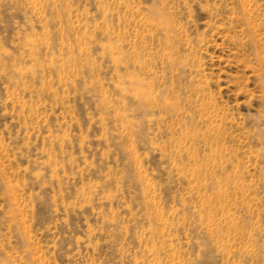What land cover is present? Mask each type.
Returning a JSON list of instances; mask_svg holds the SVG:
<instances>
[{
    "label": "rangeland",
    "instance_id": "374dc122",
    "mask_svg": "<svg viewBox=\"0 0 264 264\" xmlns=\"http://www.w3.org/2000/svg\"><path fill=\"white\" fill-rule=\"evenodd\" d=\"M0 264H264V0H0Z\"/></svg>",
    "mask_w": 264,
    "mask_h": 264
}]
</instances>
